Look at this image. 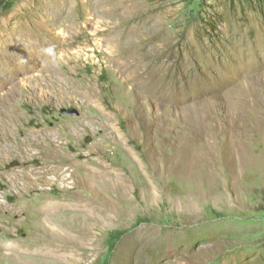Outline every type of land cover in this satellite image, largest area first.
Instances as JSON below:
<instances>
[{
  "label": "rangeland",
  "instance_id": "1",
  "mask_svg": "<svg viewBox=\"0 0 264 264\" xmlns=\"http://www.w3.org/2000/svg\"><path fill=\"white\" fill-rule=\"evenodd\" d=\"M1 52L0 264H264V0H0Z\"/></svg>",
  "mask_w": 264,
  "mask_h": 264
},
{
  "label": "bare ground",
  "instance_id": "2",
  "mask_svg": "<svg viewBox=\"0 0 264 264\" xmlns=\"http://www.w3.org/2000/svg\"><path fill=\"white\" fill-rule=\"evenodd\" d=\"M57 1V0H56ZM62 1V0H61ZM65 2V1H64ZM67 3V2H66ZM53 5V4H52ZM68 5L67 4H55L54 6H53V10L56 12V13H58L57 15H59L57 18H56V20H59L61 23L62 22H64V12H67V9H68ZM60 13V14H59ZM55 19V18H54ZM53 19V20H54ZM55 21V20H54ZM58 21V22H59ZM60 23V24H61ZM64 24V23H63ZM69 26V25H68ZM72 27V26H71ZM67 28V27H66ZM70 29V28H69ZM72 30V29H71ZM70 31V30H69ZM64 33H65V31H64ZM65 35V34H64ZM66 37V36H65ZM65 37H63L62 38V42L63 41H65L66 40V38ZM115 37V36H114ZM59 40V41H60ZM58 41V42H59ZM69 42V41H68ZM61 43V42H60ZM65 43V42H64ZM63 44V43H62ZM59 45H61V44H59ZM54 49V48H53ZM48 51L52 54V51H50V48L48 49ZM54 54V53H53ZM28 56L29 57H33L32 55H30V54H28ZM52 56V55H51ZM36 58V57H35ZM6 60H8V56H7V54L6 53H4V52H1L0 53V85L1 84H3L4 85V87L6 86L5 85V80H6V76L8 75V68L6 67ZM22 60V59H21ZM4 64V65H3ZM13 66L16 68V71H15V69L13 68V72L14 73H18V75H21L22 73H23V68L20 66V63H19V59L15 56V62H14V64H13ZM39 144V143H38ZM37 144V145H38ZM40 145V144H39ZM50 145V144H49ZM49 147V146H48ZM54 151V150H53ZM53 151H49L48 152V154H47V158L48 159H51L52 161H59V162H61L60 164H58V165H56L53 169H54V172L55 173H57L59 176H63V179L64 180H67V179H69V178H73L74 179V183L76 182L77 183V180L79 179V180H81V181H85V182H87L88 181V183H89V185H90V187H91V189H92V191H97V188H96V183H99L98 181H96L94 178H96V176H98V177H103L102 178V180H104V179H106V180H109V182L108 183H111L110 185H108V190L109 191H111L112 192V194H115V189H114V187L116 188V187H118L119 186V188L121 189V190H123V188H126L125 187V182L124 181H119V180H114L115 181V184L116 185H118V186H116V185H114V184H112V182L110 181L111 179H113V177H114V172L113 171H109L110 170V168L109 167H106V168H104L105 170H107L108 172L107 173H99V171H97V172H94L93 170V172H92V174L93 175H95V177H91V179L89 178V177H87V178H85V177H78L77 178V176H76V174L74 173V172H71V174L70 175H68V173L70 172V168L71 167H74L71 163H68V162H66V160H70L65 154H61V153H59V152H53ZM82 166H84V165H82ZM86 166V165H85ZM79 167H81V165H79V166H77V168H79ZM52 170V169H51ZM53 172V173H54ZM116 177H117V175H116ZM101 182V181H100ZM79 183V182H78ZM114 185V186H113ZM107 191V190H106ZM117 191H119V190H117ZM124 191V190H123ZM123 194V193H122ZM121 195V194H120ZM82 197V196H81ZM85 201H84V198L82 197V198H79L78 200H77V207H76V213H78V219L81 221L78 225H76V230H77V228H79L80 229V231L81 232H85V226H86V224H85V220H86V218H87V216H86V213H88V211H86V207H85V205L83 204ZM52 206H53V204L52 203H50L49 205H47L46 206V208H45V210H46V212H47V214H51V210H52ZM89 214V213H88ZM78 223V222H77ZM74 225V224H73ZM72 230H74V229H72ZM69 232V231H68ZM68 236V235H67ZM70 237V236H69ZM83 237H81V238H76V239H82ZM75 239V240H76ZM46 247H47V249H50L49 250V252L47 251V254L49 255V256H51V255H53V251H52V249H51V247L52 246H50V245H47L46 244Z\"/></svg>",
  "mask_w": 264,
  "mask_h": 264
},
{
  "label": "trees",
  "instance_id": "3",
  "mask_svg": "<svg viewBox=\"0 0 264 264\" xmlns=\"http://www.w3.org/2000/svg\"><path fill=\"white\" fill-rule=\"evenodd\" d=\"M110 241H111L110 250H112L115 247L117 241L115 240V237H112Z\"/></svg>",
  "mask_w": 264,
  "mask_h": 264
},
{
  "label": "water",
  "instance_id": "4",
  "mask_svg": "<svg viewBox=\"0 0 264 264\" xmlns=\"http://www.w3.org/2000/svg\"><path fill=\"white\" fill-rule=\"evenodd\" d=\"M75 114V113H74Z\"/></svg>",
  "mask_w": 264,
  "mask_h": 264
}]
</instances>
